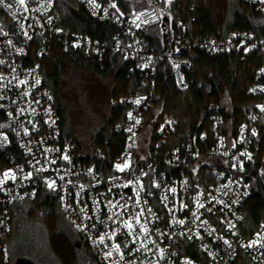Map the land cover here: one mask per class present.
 <instances>
[{
  "label": "built area",
  "instance_id": "obj_1",
  "mask_svg": "<svg viewBox=\"0 0 264 264\" xmlns=\"http://www.w3.org/2000/svg\"><path fill=\"white\" fill-rule=\"evenodd\" d=\"M74 1L90 18L117 26L108 40L59 24L53 0H26L23 6L5 0L13 6L0 5V180L5 181L0 185V264L9 263L4 239L13 204L36 197L58 204L76 240L92 250L97 264H234L241 255L264 264V224L249 235L241 230L248 177L254 171L264 180V156H257L252 146L264 114V66L255 70L247 88L259 101L235 134L220 113H212L209 134L181 138L177 118L154 107L156 54L145 33L160 27L162 38L159 8L125 14L113 0ZM240 1L264 11V0ZM170 20V40L159 57L169 62L180 89L187 87L189 48L264 56V35L252 29L189 36L182 18L172 28ZM55 41L101 61L108 52L119 53L137 76L135 92L117 101L125 106V120L117 126L124 143L109 171L85 158L76 137L62 130L54 94L44 85L37 61ZM117 164L128 167L120 171ZM6 172L15 179H5ZM48 181L55 183L49 187Z\"/></svg>",
  "mask_w": 264,
  "mask_h": 264
},
{
  "label": "trees",
  "instance_id": "obj_2",
  "mask_svg": "<svg viewBox=\"0 0 264 264\" xmlns=\"http://www.w3.org/2000/svg\"><path fill=\"white\" fill-rule=\"evenodd\" d=\"M59 24L73 33L108 40L117 26L112 22H100L90 18L74 0H53ZM125 14H129V0H113ZM161 8L164 0H151ZM171 28L176 18L187 24L189 36L220 37L230 30L252 29L264 35V11H256L240 0H170ZM75 14L81 16L77 18ZM146 38L156 54L155 92L158 98L154 107L160 112L171 113L178 120L179 137L188 134H209L212 113H220L233 134L246 122L247 115L255 109L259 97L247 93L255 70L264 66V56L256 52H224L209 54L204 50L189 48L190 67L186 70L187 87H177L169 62L160 58L163 40L155 30H148ZM43 83L54 94L62 130L75 136L64 125L63 108L59 98L60 78L73 66H79L99 75H111L113 87L109 94L108 116L91 139L95 153L78 150L101 170L109 171L112 160L123 147L122 127L125 106L117 103L124 95L137 89V76L128 71L119 53H106L103 60L86 52L72 50L55 41L50 53L37 60ZM213 86L210 88L209 83ZM229 101V110L221 107V97ZM153 110L147 111L151 114ZM257 133L252 146L257 156H264V114L256 123ZM249 192L243 201L241 230L246 235L264 224V180L254 171L250 177ZM58 204L40 197L17 201L11 209V228L5 237L9 254L8 264H97L92 250L76 240L75 234H67L60 227ZM234 264H253L241 255Z\"/></svg>",
  "mask_w": 264,
  "mask_h": 264
},
{
  "label": "rangeland",
  "instance_id": "obj_3",
  "mask_svg": "<svg viewBox=\"0 0 264 264\" xmlns=\"http://www.w3.org/2000/svg\"><path fill=\"white\" fill-rule=\"evenodd\" d=\"M164 1L165 5L159 8V12L169 21L170 13L167 4L170 0ZM129 2L132 11L145 6H154L151 0H129ZM152 30L160 32V27L152 28ZM112 87L111 75H99L79 66L71 67L60 78L58 93L63 108L64 125L75 135L84 152L95 153L91 139L108 116L110 107L108 97ZM221 107H229V101L225 95L221 97ZM60 227L69 235L74 233L63 216L60 217Z\"/></svg>",
  "mask_w": 264,
  "mask_h": 264
},
{
  "label": "snow or ice",
  "instance_id": "obj_4",
  "mask_svg": "<svg viewBox=\"0 0 264 264\" xmlns=\"http://www.w3.org/2000/svg\"><path fill=\"white\" fill-rule=\"evenodd\" d=\"M15 2L23 6V5H25L26 0H15ZM0 5H3V6L6 7V8H11V7L13 6L11 3H5V0H0ZM13 15H15V14H13ZM0 63H3V62L0 61ZM21 83H23V81H21ZM137 103H139V101H137ZM129 116L131 117V114H129ZM137 123H139V121H137ZM64 159H68V157L65 156ZM53 163H54V161H53ZM127 167H128L127 164H124L123 166H121V165H119V164L116 165V168H117L118 170H120V171H123V170H124L125 168H127ZM41 170H46V169H41ZM30 176H31V173H29L28 176H25L24 178L27 179V178H29ZM4 177H5V179H9V178H10V179H13V180L15 179V175H14V174H11V175H10V174L7 173V172L4 174ZM61 179H62V177H61ZM4 182H5L4 180H0V185H2ZM48 183H49V187H52L53 184H54L55 182H54V181H48ZM129 183H131V181H130ZM125 186H127V185H125ZM173 191H174V190H173ZM137 195H139V193H137ZM200 207H203V205H200ZM209 210H210V209H209ZM149 211H150V210H149ZM193 215H195V213H193ZM136 223H139V220H138V219H137ZM179 223H180V224H183L184 221H179ZM125 227H127L129 230H132V227H133V226H132V223H131L130 221H125ZM140 228H141V231H143V232L145 233V235H147L148 229L146 228V226L143 225V224H141V225H140ZM100 239H101V242H103L104 237L102 236ZM225 243H228V241H225ZM114 247H115V249H116L117 251H119V248H120L119 245H114ZM108 255H111V252H109Z\"/></svg>",
  "mask_w": 264,
  "mask_h": 264
},
{
  "label": "water",
  "instance_id": "obj_5",
  "mask_svg": "<svg viewBox=\"0 0 264 264\" xmlns=\"http://www.w3.org/2000/svg\"><path fill=\"white\" fill-rule=\"evenodd\" d=\"M161 31H162V39H163L164 49H165L170 40L169 21L165 15H162ZM211 86H213L212 82L209 83L208 87L210 88Z\"/></svg>",
  "mask_w": 264,
  "mask_h": 264
},
{
  "label": "flooded vegetation",
  "instance_id": "obj_6",
  "mask_svg": "<svg viewBox=\"0 0 264 264\" xmlns=\"http://www.w3.org/2000/svg\"><path fill=\"white\" fill-rule=\"evenodd\" d=\"M108 99H109V97H108Z\"/></svg>",
  "mask_w": 264,
  "mask_h": 264
}]
</instances>
